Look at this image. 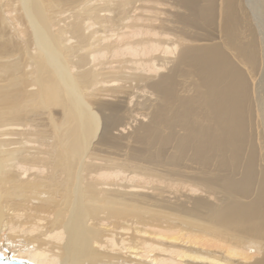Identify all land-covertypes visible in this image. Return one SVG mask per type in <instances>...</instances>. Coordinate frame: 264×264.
I'll list each match as a JSON object with an SVG mask.
<instances>
[{
  "label": "bare ground",
  "instance_id": "bare-ground-1",
  "mask_svg": "<svg viewBox=\"0 0 264 264\" xmlns=\"http://www.w3.org/2000/svg\"><path fill=\"white\" fill-rule=\"evenodd\" d=\"M0 254L264 264V0H0Z\"/></svg>",
  "mask_w": 264,
  "mask_h": 264
},
{
  "label": "water",
  "instance_id": "water-1",
  "mask_svg": "<svg viewBox=\"0 0 264 264\" xmlns=\"http://www.w3.org/2000/svg\"><path fill=\"white\" fill-rule=\"evenodd\" d=\"M0 264H27V263L18 260H12L0 254Z\"/></svg>",
  "mask_w": 264,
  "mask_h": 264
},
{
  "label": "rangeland",
  "instance_id": "rangeland-1",
  "mask_svg": "<svg viewBox=\"0 0 264 264\" xmlns=\"http://www.w3.org/2000/svg\"><path fill=\"white\" fill-rule=\"evenodd\" d=\"M2 241H4V239H2Z\"/></svg>",
  "mask_w": 264,
  "mask_h": 264
}]
</instances>
